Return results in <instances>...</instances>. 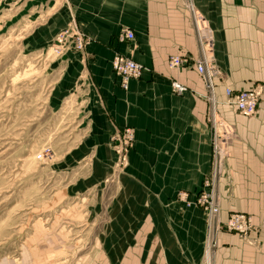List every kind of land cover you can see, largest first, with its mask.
I'll list each match as a JSON object with an SVG mask.
<instances>
[{"label":"crops","instance_id":"crops-1","mask_svg":"<svg viewBox=\"0 0 264 264\" xmlns=\"http://www.w3.org/2000/svg\"><path fill=\"white\" fill-rule=\"evenodd\" d=\"M6 1L27 2L37 25L32 32H43L47 41L72 20L87 37L82 53L69 56L93 94L104 153H113L110 140L118 130L135 131L128 152V182L136 186L131 194L154 204L141 216L160 219L135 229L140 242L130 246L126 264H206L205 213L178 199L183 191L193 199L212 172L213 130L194 64L206 54L212 57L219 114L230 132L217 183L221 217L246 211L255 226L254 243L220 231L213 264H264V0H0V5ZM124 29L133 30L132 42H117ZM117 53L143 65L142 76L131 79L128 89L114 75ZM176 55L189 65L171 69L168 60ZM175 82L187 89L174 93ZM226 87L260 89L257 113L246 116L225 104Z\"/></svg>","mask_w":264,"mask_h":264},{"label":"rangeland","instance_id":"rangeland-1","mask_svg":"<svg viewBox=\"0 0 264 264\" xmlns=\"http://www.w3.org/2000/svg\"><path fill=\"white\" fill-rule=\"evenodd\" d=\"M0 6V264H126L135 229L160 219L140 215L154 204L131 194L129 151L124 160L110 140L104 153L73 51L55 53L52 36L32 32L27 2ZM196 198L178 202L206 218Z\"/></svg>","mask_w":264,"mask_h":264},{"label":"built area","instance_id":"built-area-1","mask_svg":"<svg viewBox=\"0 0 264 264\" xmlns=\"http://www.w3.org/2000/svg\"><path fill=\"white\" fill-rule=\"evenodd\" d=\"M135 39L133 30L124 29L116 34L117 42H132ZM53 44V52L62 53L63 51L72 50L74 52L82 53L85 49L88 39L80 31L76 21L67 25V28L60 30L55 35ZM197 71L204 82L206 89L207 107V121L212 126V148H213V166L212 172L207 176L202 188L197 192L196 202L199 203L206 212V230L208 233L206 245V264H213L215 257V249L218 245L219 232L226 230L227 232H235L242 238H248L255 232L253 216L246 212H232L228 215L227 220L221 217V207L219 202V193L217 192L216 183L223 173L225 165L226 153L223 149L227 134L223 136L225 126L219 114L218 94H216L215 78L218 75V70L209 55H204L195 63ZM168 65L171 69L182 68L188 66V61L181 55L172 56L168 60ZM114 75L117 78L119 85L128 89L131 79H138L142 76L143 65L137 62L130 55L117 53L112 61ZM187 88L179 82L173 84V92L181 94ZM226 98L224 103L230 107H234L238 112L246 116H254L258 111V104L261 98L260 89L254 87L250 90L234 91L231 87H226L224 90ZM226 128H225V127ZM227 133V132H226ZM230 133V132H229ZM135 131L131 127H124L116 132L111 141L115 143L116 152L120 153L125 160L126 153L130 151L133 146ZM181 199H188L189 193L183 191L179 196Z\"/></svg>","mask_w":264,"mask_h":264}]
</instances>
